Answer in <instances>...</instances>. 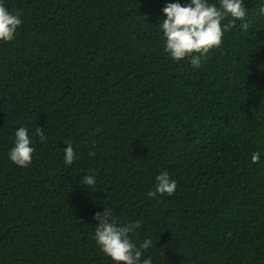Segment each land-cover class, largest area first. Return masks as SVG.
I'll return each mask as SVG.
<instances>
[{
	"label": "trees",
	"instance_id": "trees-1",
	"mask_svg": "<svg viewBox=\"0 0 264 264\" xmlns=\"http://www.w3.org/2000/svg\"><path fill=\"white\" fill-rule=\"evenodd\" d=\"M168 3L190 0H0L22 21L0 41V264H115L104 209L140 222L141 261L264 264V0L199 68L164 50ZM21 126L27 167L9 159ZM165 171L174 194L150 197Z\"/></svg>",
	"mask_w": 264,
	"mask_h": 264
},
{
	"label": "clouds",
	"instance_id": "clouds-1",
	"mask_svg": "<svg viewBox=\"0 0 264 264\" xmlns=\"http://www.w3.org/2000/svg\"><path fill=\"white\" fill-rule=\"evenodd\" d=\"M162 12L164 18L160 21L166 41L165 52L174 61L189 58L190 64L195 68L201 66L203 58L210 50L220 47L224 32L234 27L237 21H243L247 15L243 0H220L219 7L208 4L207 0H190V3L184 6L180 3H168ZM229 17L231 19L228 23L222 25V21ZM21 23L18 13L13 14L0 4V41H12ZM242 27L246 29L248 24L244 23ZM35 134L41 141L47 139L42 127H37ZM30 145L27 128L19 127L15 131L14 147L9 152L11 162L20 167L29 166L34 152ZM75 159L72 144L68 143L64 148L65 163L71 165ZM251 160L253 163L259 162V153H253ZM82 179L87 189V186L96 183L94 176H85ZM156 182L155 191L148 193L150 197H155L157 193L168 196L174 194L176 181L170 179L166 171L156 177ZM93 219L98 221L95 241L101 251L115 264H151L150 258L141 261L144 250L153 246L151 239H145L139 246L131 239L130 234L140 228V222L121 225L108 209H104L102 213H95Z\"/></svg>",
	"mask_w": 264,
	"mask_h": 264
}]
</instances>
